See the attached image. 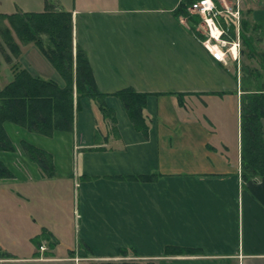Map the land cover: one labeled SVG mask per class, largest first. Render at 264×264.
<instances>
[{
  "label": "crops",
  "instance_id": "1",
  "mask_svg": "<svg viewBox=\"0 0 264 264\" xmlns=\"http://www.w3.org/2000/svg\"><path fill=\"white\" fill-rule=\"evenodd\" d=\"M49 1L72 13L74 51L86 54L116 121L111 128L89 97L78 105L75 92L71 130L45 134L4 122L15 149L0 150L13 173L0 178L3 250L29 260L2 240H29L31 250L32 238L46 228L58 242L55 251L79 254L84 242L97 259L118 258L127 249V257L141 264H264V174L245 179L242 165L247 94L258 92L262 73L243 62L264 48V0H215L222 10L217 22L240 12L242 33L226 38L230 50L200 36L191 4L177 12L187 0H24L19 9L43 12ZM241 40L247 49L239 54ZM19 44L16 63L65 86L35 42ZM231 62L234 69L239 63L238 70H231ZM13 78L1 59L0 87ZM125 89L147 95L146 132L136 128L116 95ZM231 98L238 105L233 136L220 128L227 124L223 103ZM24 142L52 155L53 177L31 159ZM63 189L73 204L67 219L43 210ZM16 246L23 247L21 241Z\"/></svg>",
  "mask_w": 264,
  "mask_h": 264
},
{
  "label": "trees",
  "instance_id": "2",
  "mask_svg": "<svg viewBox=\"0 0 264 264\" xmlns=\"http://www.w3.org/2000/svg\"><path fill=\"white\" fill-rule=\"evenodd\" d=\"M196 0H187L181 3L177 12H187L188 6ZM218 21L224 30L223 36L230 41L237 38V21L231 16H221ZM195 17V22L199 20ZM9 21L22 41H34L60 72L66 84L61 86L55 80H48L32 75L29 70L22 68L19 63H13L14 78L4 88L0 87V150H14L15 146L4 128L5 121H12L31 130L45 134H52L55 129H73L75 117V92H77L78 105L80 99L89 97L98 103L105 118L114 116V109L106 103V94L97 86L92 68L82 49H78L74 56L73 15L71 12L57 10L51 1L47 2L43 12H18L16 14L0 15V21ZM4 25V24H3ZM0 26V33L11 51L18 56L20 47L13 39L10 29L5 24ZM49 33L54 46L44 48L39 33ZM6 59L12 62L9 54ZM258 92L247 94V103L243 113L242 142H243V177L264 174V83L259 85ZM122 100L126 110L139 130L147 131L146 119L143 109L147 95L137 93L133 89H125L116 93ZM184 103L183 99H180ZM116 121L115 116L112 118ZM32 160L36 161L44 173L53 177L56 167L52 155L44 149L29 143H22ZM13 173L0 160V178L11 177ZM152 177V176H151ZM48 240L49 247H54L58 242L46 228L42 233L32 238L38 247L41 241ZM82 257L93 254L92 248L80 242ZM178 250H183L178 248ZM127 249L121 250V256H128ZM34 256L40 254L35 252ZM76 250H70L74 256ZM8 252H0V258H7ZM93 264H141L139 260L101 261Z\"/></svg>",
  "mask_w": 264,
  "mask_h": 264
},
{
  "label": "rangeland",
  "instance_id": "3",
  "mask_svg": "<svg viewBox=\"0 0 264 264\" xmlns=\"http://www.w3.org/2000/svg\"><path fill=\"white\" fill-rule=\"evenodd\" d=\"M23 1L24 0H0V9H12L13 7L16 8L14 12H11V13L0 12V15H3V14H16L18 12H23L22 10L19 9V7L24 3ZM229 1L232 2V4H234V2H233L234 0H229ZM217 5H218V7H220V5L218 3H217ZM193 14H194L195 17L196 16L200 17L199 20L197 21V24H198L197 32L200 34V36L201 37H206L208 35L209 38H214L215 39L214 36L212 37V35L210 33V29L208 28L207 23L203 19V16H200V14L197 13L196 11H193ZM236 16L237 17H235V18H237V23H238L239 22L238 20L241 17H240V15H236ZM5 24L10 29L12 37L17 42L19 47L22 45V44H19L20 42L24 43V44L26 43V42L22 41V39L18 36V34L16 33V31L12 27V25L9 23V21H7V20L0 21V26L3 25V27H5ZM240 30H241V28L239 26H237L238 36H240ZM241 33H242V30H241ZM203 34H204V36H203ZM205 34H206V36H205ZM218 34H219V31L216 30L214 32V35L218 36ZM37 35H38V37H40L42 39V43L44 45V48L47 49V48H51L52 46H54V44L52 43L53 41H52L51 36H50L49 33H42L41 32V33H39ZM219 36H220V34H219ZM252 37H254V36L252 35ZM219 39L220 40L221 39L222 40H227L226 38H224L222 36ZM30 42L33 43L34 41L30 40ZM30 42H28V43H30ZM241 42L242 43H239L240 45L238 47L239 54H240V51L242 49H247L245 44H244V41L241 40ZM225 48L230 50V49H232V45L227 43ZM39 49L41 50L40 47H39ZM253 49H255V47H253ZM261 49H262V52H263L262 56L260 54V50ZM257 50H259V51H258V56L256 58H250V59L246 58V60L243 63L249 64L248 67L251 66L250 69L254 67V68H257L258 70H261V72H262L261 75H260L261 78L257 79V86H258V85H261V84L264 83V48H257ZM6 54H9V56L12 58L13 62H8V60L6 59ZM21 54H22L21 50H20V54L18 56L15 54V52L11 51V49L8 48L7 43L5 42L4 36L0 33V61H1V59L6 60V62L9 63L10 69L13 71L14 69H13L12 65H13V63L16 62V59H18ZM75 55H76V53L74 51V56ZM236 64H237V66L235 65V69L238 70L237 67H238L239 63L237 62ZM230 67H231L232 71L235 70L234 69V64H232V62L230 63ZM246 81H247V83H248V81L252 82V83L254 82L253 79H250V80L247 79ZM223 104L226 106V109H227V112L223 113V115L225 114L224 117H223L224 121H227L226 122L227 124H226V126H221L220 128L223 129V130H227L228 134L230 136H233L232 132H233V130H236V128H237V106H238L237 105V100L235 98H231V100L225 101ZM124 108L126 110L125 106H124ZM114 112H115V110H114ZM103 116H104V114H103ZM114 116H115V119H116V112L114 113ZM114 116L110 115L109 117H106V118H108L110 120L109 121V125L111 126V128H112V122H113L112 118ZM263 119H264V117H263ZM230 139H232V137H230ZM234 146H235V143H234ZM66 193L67 192L64 189L61 192H57V197L55 196L56 198H54V201H53L54 206H51V207H48V208H43V210L45 212H47V213H50L51 215H54V216H55V214H58L62 219L69 218L71 207H72L73 204H71V198L68 197V195ZM72 214H74L73 208H72ZM36 216H38V215H36ZM22 232H23V230H22ZM20 238H21V236H20ZM2 241H3V243L6 244L5 246H9V248H11V250H13V251L17 250L18 251L17 253H19L20 255H22L24 257L27 256V257H32V258H30L29 260H17L15 258V256H13L10 253L11 255H7L6 256L7 258H1L0 259V264H93V262L122 261V260H130V259L133 258V257H127V256L119 255L118 258L106 259L105 260V259H97L92 254L89 255L88 257H82L80 252L81 251H85V248H86L85 246H83L84 250H82V248L80 247L79 252H78L79 254H75L74 256H70V252H66L64 249H58V250L55 251V247L58 245V243L54 247H49L48 240H46V239H43L41 241V244H42L41 247H38L36 242L32 241L35 246L31 250H30V247H29L31 245V243L29 242V240H26V239H24V240L23 239L22 240H14V239L5 238ZM20 241H21V244L23 245L22 248L20 246H19V248H18V246H16L17 244L20 243ZM32 250H34L35 252L39 251L40 254L37 255V256H33V255H35L34 254L35 252L33 254H31ZM86 250H87V248H86ZM0 252H6V251L3 250L1 244H0ZM55 255H59L60 257H63L62 260L58 261V262L57 261H51L50 260L51 257H53ZM128 256H130V255H128ZM133 260H135V259H133Z\"/></svg>",
  "mask_w": 264,
  "mask_h": 264
},
{
  "label": "built area",
  "instance_id": "4",
  "mask_svg": "<svg viewBox=\"0 0 264 264\" xmlns=\"http://www.w3.org/2000/svg\"><path fill=\"white\" fill-rule=\"evenodd\" d=\"M229 10H228V9ZM226 10L227 12L231 11L229 7H227ZM191 11H196L199 13L201 16H203V19L208 25V28L210 29V33L212 37L214 36L216 40H219L224 46L227 45L228 41L227 40H220L222 34L224 33V30L219 26L217 19L219 15L222 13V10L220 7H218L217 3L215 0H196L194 1L191 6H190ZM232 12V11H231ZM232 14L237 17L236 15H240V12L237 10L236 12H232ZM237 19V18H235ZM220 30V37L217 38V36L214 35V32L216 30ZM235 45V44H234Z\"/></svg>",
  "mask_w": 264,
  "mask_h": 264
},
{
  "label": "bare ground",
  "instance_id": "5",
  "mask_svg": "<svg viewBox=\"0 0 264 264\" xmlns=\"http://www.w3.org/2000/svg\"><path fill=\"white\" fill-rule=\"evenodd\" d=\"M217 31H219V34H220V30L218 29ZM219 34H218L217 38L220 37ZM215 35H216V34H215ZM234 50L237 51V50H238L237 47H234Z\"/></svg>",
  "mask_w": 264,
  "mask_h": 264
}]
</instances>
